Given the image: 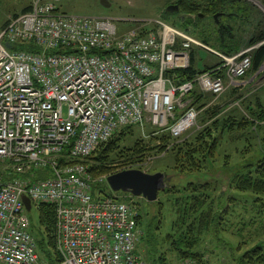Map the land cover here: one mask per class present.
<instances>
[{
    "label": "built area",
    "instance_id": "built-area-1",
    "mask_svg": "<svg viewBox=\"0 0 264 264\" xmlns=\"http://www.w3.org/2000/svg\"><path fill=\"white\" fill-rule=\"evenodd\" d=\"M28 1L0 29V162L13 175L0 176V264H46L23 196L55 206L60 264H147L132 199L95 198L93 185L107 176L93 179L84 161L126 126L174 141L199 128L190 94L217 98L239 87L257 45L228 56L157 18L68 14L61 0ZM120 22L136 26L121 31ZM28 41L41 51L12 47ZM194 47L217 66L176 83L169 72L187 68Z\"/></svg>",
    "mask_w": 264,
    "mask_h": 264
},
{
    "label": "trees",
    "instance_id": "trees-1",
    "mask_svg": "<svg viewBox=\"0 0 264 264\" xmlns=\"http://www.w3.org/2000/svg\"><path fill=\"white\" fill-rule=\"evenodd\" d=\"M160 1L166 7L170 4L178 7V11L172 13H167L164 7L160 16L163 21L228 56L234 55L245 47L257 45L251 52L252 65L249 71L259 69L264 62V14L253 2L249 0ZM260 3L264 6V0H260ZM30 7L28 3L21 10L13 12L11 16L28 11ZM215 15H217L216 19ZM2 16L0 8V29L8 22V17ZM12 47L33 53L41 51L31 41L14 43ZM197 49L199 48H192L190 65L187 68L169 72L170 75L174 74L176 83L193 80L197 74L209 72L217 66L201 59L197 61L195 56ZM228 92L231 97L235 95L237 89L231 87ZM221 96L217 103H212L211 100L216 98L212 94L199 92L197 88L190 94L192 106L200 111L198 122L202 123L199 129L188 132L179 141H174L168 132L156 134L151 130H148V139L143 138L139 130V137L131 141L129 138H133L135 126H126L115 131L84 161L88 173L96 179L102 175L108 176L127 169H138L141 167L140 164L156 152V154L168 155L166 166L177 175H208L214 172L215 169L213 171L212 169L215 167V156L220 154L223 145L234 144L239 140H247L251 143L254 134L262 141L259 145H264V95L243 98L239 101V107H233V104L232 108H228L226 101L222 103L223 96ZM247 150L249 149L246 148L245 151ZM236 152L233 155H237ZM245 153L247 152L240 155L242 159L240 161L243 163L239 162L240 164L235 165L237 171L231 175L227 187L242 194H252L251 203L256 206L259 213L264 208V155L258 158L255 165H252L248 164L250 158ZM230 154L224 153L223 156L233 158ZM236 158L239 159L238 155ZM226 160L224 165L228 163ZM163 171L165 172L166 169ZM0 176L4 179L13 176L4 169L3 162H0ZM219 185L220 183L215 180L204 181V183L189 181L184 186H177L172 181L159 192L158 201L155 202L157 210L153 217L147 219L145 216L144 218V212H147L146 207L138 206V227L145 231V236L142 231L139 240L145 241L146 249L138 242L137 250L143 258L150 259L149 261L154 264H165L163 252H160L161 220L165 215L172 213L173 221H170V228L165 239L162 240L180 259H191L197 264H207L201 249L202 243L210 233L217 234L218 240L219 232L225 230L224 224L229 214V204L237 202L234 196H226L224 200L225 195L218 190ZM92 194L95 198H100L102 196L118 197L116 194L128 193L113 192L103 181L93 185ZM132 198L135 196L129 197V199ZM136 204L140 205L135 201V207H137ZM146 204L150 206L151 203ZM36 208L38 226L37 229L30 226L29 232L35 240L38 257L46 264H60L61 257L55 245V206L43 202L37 204ZM239 247L240 243L236 251L241 252L238 257H234L237 264H264V240L247 248Z\"/></svg>",
    "mask_w": 264,
    "mask_h": 264
},
{
    "label": "rangeland",
    "instance_id": "rangeland-1",
    "mask_svg": "<svg viewBox=\"0 0 264 264\" xmlns=\"http://www.w3.org/2000/svg\"><path fill=\"white\" fill-rule=\"evenodd\" d=\"M108 2L110 3V6L106 8L100 4L99 0H61V2L58 4V9L68 14L110 15L114 17H123V18L146 17V18H157L162 20L160 17L161 11L163 10L164 7H166L163 4V2L160 0H108ZM252 2L258 4L259 7L256 4L255 5L264 14V6L262 5V3H260V0H253ZM28 3H29L28 0H1V6H0V8L2 9L1 14H3V16L7 18L11 16L13 12L21 10L23 6L27 5ZM135 26L136 24L134 23H121V22L118 23V28L121 31L130 30ZM195 56L197 61L201 59L202 61H206L209 64L216 63V58L206 50L197 49ZM263 63L259 67V69L254 71H249L250 73L248 72V74L243 78L241 85L236 88L237 92L235 93L234 96L231 95L230 97L228 95L229 94L228 90L224 92L222 94L223 96L222 103L224 104L226 101L228 104V108H230L233 104H234L233 107L236 106L239 107L238 105L239 101L242 100L243 98L246 99L248 97H252V96L254 97L256 95H260V96L264 95V64ZM219 97L212 99L211 102L217 103ZM201 123L202 122L198 123L199 128L201 127ZM134 128H135L134 133L136 134V136L134 134L133 138H129L131 141L133 139H136L137 136L139 137L141 131L140 128L136 126ZM199 128H195L193 130H197ZM141 134L143 138L145 139L149 138L148 131H146V133L145 132L143 133L141 131ZM250 142L251 143H249L247 140H239L237 141V143L234 144L227 143L228 145H223L220 154L218 153L215 156L216 159V161L214 160L215 167H213L212 171L214 169L215 170L213 173L210 174L208 173V175L207 174H200L196 176L189 174L182 176L177 175L176 172H172V170H170L169 167L166 166L169 158L168 155H165L164 153L156 154V152L155 154H152L150 157H148L143 164H140L141 167L138 168L148 173H155V172L164 173L165 178H169L167 181H165L164 189L166 185L170 184L172 181L177 186H184V184H186L189 181H199L200 183H204V181L212 182L215 180L218 181L221 185V186L219 185L218 190L224 193L225 195L224 200H226V196L236 197L237 202L235 203L230 202L229 204L230 205L229 214L226 216L225 218L226 222L224 224L225 230L219 232V235L217 237L218 240L216 239L217 234L211 235L212 233H210L205 237L202 243L201 249L203 250V255L205 261H207V264H237L235 262L234 257L236 256L238 257V254L241 252V251H236V247L239 243H240L239 248H247L254 245L256 242L260 240H264V208L261 212L258 213L256 206L253 203H251L252 194L250 193L242 194L227 187L231 175H233L234 172L237 171L235 165L239 162L243 163L241 162L242 159H240V155H243L244 152H247L245 154L250 158L248 160L249 161L248 164H252V165L253 164L255 165L256 162H258V158H261V156L264 155V145L262 146L259 145L261 144L262 141L258 139L255 134L253 135V139ZM246 148H248L249 150L245 151ZM234 152L237 153L239 159L236 158L237 155L235 154L233 155ZM224 153H231L233 155V158L232 157L225 158L223 156ZM225 160L228 163L224 165ZM164 169H166L165 172L163 171ZM104 176L106 175H102L100 177H104ZM107 187L109 186L107 185ZM217 192L218 191H216V193ZM116 196H118V198L120 199L131 200L129 199V194H124V195L116 194ZM158 198H159V193L157 195L156 201H158ZM144 200H142V197H135L132 198L131 201H133V203L135 201L140 203V205L136 204L137 212L139 211V208L141 206L146 207L147 212L146 213L144 212V218L146 216L148 219L153 217L155 215L154 213H156L157 210V206L155 205L156 201L150 202L151 204L150 206H148L146 203H148L149 201H147L146 199ZM163 201H165L164 198ZM26 215L29 219L30 226L33 229H37L38 211L35 204L32 205L30 211H26ZM173 217L174 215L171 213V215L168 214L165 215L161 220L162 222H161V230H160V240L162 247L160 249V252H163L162 254L165 257V264H197L196 261L191 259H180L176 255V253L169 250L168 244L164 242V240H162L165 239V235L170 228V221H173L172 220ZM156 221L158 222L157 219ZM139 230L141 231V234L143 231V234L145 236V231L142 230V228H140ZM141 234L138 237L137 240L138 242H140L139 238ZM144 242L145 241L140 242V246L146 249V247L144 246ZM149 260H146L147 264H154ZM156 264H161V263H156Z\"/></svg>",
    "mask_w": 264,
    "mask_h": 264
},
{
    "label": "water",
    "instance_id": "water-1",
    "mask_svg": "<svg viewBox=\"0 0 264 264\" xmlns=\"http://www.w3.org/2000/svg\"><path fill=\"white\" fill-rule=\"evenodd\" d=\"M99 1L103 7L107 8L110 6L108 0ZM256 5L259 7L258 4ZM174 11H178L177 5L170 4L166 7L167 13H172ZM214 18L216 19L217 15H215ZM5 46L11 48L9 43H6ZM168 179L169 178H165L164 173L161 172L148 173L140 169H127L108 175L106 183L113 192H124L153 202L157 200L158 193L164 189L165 181ZM22 202L26 211H30V199L27 196H23Z\"/></svg>",
    "mask_w": 264,
    "mask_h": 264
},
{
    "label": "crops",
    "instance_id": "crops-1",
    "mask_svg": "<svg viewBox=\"0 0 264 264\" xmlns=\"http://www.w3.org/2000/svg\"><path fill=\"white\" fill-rule=\"evenodd\" d=\"M1 10H2V9H1ZM9 14H11V13H9ZM9 14H8V15H9ZM31 208H32V205H31Z\"/></svg>",
    "mask_w": 264,
    "mask_h": 264
}]
</instances>
